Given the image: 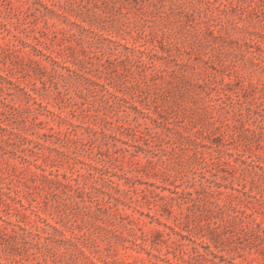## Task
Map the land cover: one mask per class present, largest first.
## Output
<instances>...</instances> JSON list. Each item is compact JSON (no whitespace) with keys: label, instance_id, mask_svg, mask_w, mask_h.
Masks as SVG:
<instances>
[{"label":"rangeland","instance_id":"1","mask_svg":"<svg viewBox=\"0 0 264 264\" xmlns=\"http://www.w3.org/2000/svg\"><path fill=\"white\" fill-rule=\"evenodd\" d=\"M0 264H264V0H0Z\"/></svg>","mask_w":264,"mask_h":264}]
</instances>
